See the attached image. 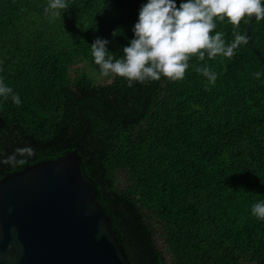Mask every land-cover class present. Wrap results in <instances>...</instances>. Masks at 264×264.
<instances>
[{
    "label": "trees",
    "instance_id": "16d2710c",
    "mask_svg": "<svg viewBox=\"0 0 264 264\" xmlns=\"http://www.w3.org/2000/svg\"><path fill=\"white\" fill-rule=\"evenodd\" d=\"M65 2L53 18L49 0H0V81L21 100L0 97V161L24 160L0 163V180L76 150L130 264H264V219L251 211L264 201V67L254 52L264 61V19L252 22V47L191 56L181 81L128 87L115 75L96 85L73 68L86 62L102 76L97 38L122 58L148 0ZM250 18L238 26L245 38ZM213 23L212 35L234 40L227 17ZM205 66L214 85L196 70ZM25 147L35 154L16 152Z\"/></svg>",
    "mask_w": 264,
    "mask_h": 264
},
{
    "label": "water",
    "instance_id": "95a60500",
    "mask_svg": "<svg viewBox=\"0 0 264 264\" xmlns=\"http://www.w3.org/2000/svg\"><path fill=\"white\" fill-rule=\"evenodd\" d=\"M80 166L74 150L0 180V264H130Z\"/></svg>",
    "mask_w": 264,
    "mask_h": 264
},
{
    "label": "clouds",
    "instance_id": "9594fccd",
    "mask_svg": "<svg viewBox=\"0 0 264 264\" xmlns=\"http://www.w3.org/2000/svg\"><path fill=\"white\" fill-rule=\"evenodd\" d=\"M69 8L65 0H49L45 8L46 14L53 18L60 17ZM264 19L262 0H187L177 8L174 0H148L142 5L138 22L133 28L134 38L130 46L123 48L122 58L108 51V40L97 38L91 47L94 62L99 66L101 75L113 73L126 78L128 87L134 83L146 84L159 81L166 77L171 81H181L185 78V71L189 67L188 60L197 56L203 60L205 55L209 59L222 54L233 57L235 50L247 43L245 36L239 34L238 26L245 17ZM225 17L236 26L233 29L234 40L226 42L224 34L211 33L216 25L213 19ZM247 23V21H245ZM119 30L113 32V36ZM214 85L217 75L207 66L196 69ZM257 78L260 73L255 74ZM0 97L7 100L11 97L15 105H20L19 95L0 81ZM21 156L34 155V150L25 147L16 150ZM0 163H19L15 156ZM252 215L264 219V201L252 206Z\"/></svg>",
    "mask_w": 264,
    "mask_h": 264
},
{
    "label": "rangeland",
    "instance_id": "374dc122",
    "mask_svg": "<svg viewBox=\"0 0 264 264\" xmlns=\"http://www.w3.org/2000/svg\"><path fill=\"white\" fill-rule=\"evenodd\" d=\"M73 72H71L72 76H76L77 78L79 77H86L89 80H91L94 84L96 85H107L110 84L114 77L115 74L109 73L107 76H100L98 75L88 63L84 62L78 66H75L73 68ZM77 72V73H76Z\"/></svg>",
    "mask_w": 264,
    "mask_h": 264
}]
</instances>
